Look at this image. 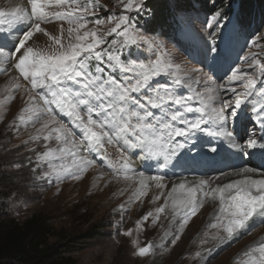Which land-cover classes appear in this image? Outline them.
Wrapping results in <instances>:
<instances>
[{"label": "rangeland", "instance_id": "1", "mask_svg": "<svg viewBox=\"0 0 264 264\" xmlns=\"http://www.w3.org/2000/svg\"><path fill=\"white\" fill-rule=\"evenodd\" d=\"M152 1L158 3L157 13L151 5ZM228 1L144 0L143 11L137 13L125 12L119 0H99V6L91 8L94 14L86 17L89 21L87 28L96 27L107 31L114 26L107 22L108 16L128 15L136 33L144 39L138 40L135 45L123 46L122 51L118 53L121 59L127 61L131 58L137 62L148 63L160 57L163 61L170 62L172 68L169 73L156 78L159 84L169 85L174 95L191 96L190 103L194 108L200 106L201 97L210 107H219L221 99L235 98L231 92L225 93L219 89L221 84H226V76L232 68L238 67L248 75H254L257 83L264 80V76H261L255 67H248L252 62L250 53L256 54V58L264 64V20L256 16V21H252L250 25H255V28L250 31L247 29L245 38H241L239 33L242 34V31H238V28L243 10L237 0ZM17 2L18 0H0V8L18 7ZM80 3L83 6V0H80ZM221 4L225 6L217 10L216 7ZM58 8L51 5L49 11H67V6ZM28 10L30 11V7ZM163 13L166 14L165 20H159ZM216 13L220 15L213 21L212 17ZM96 19H104L106 23L95 25ZM70 26L75 27L63 19L53 18L42 22L41 27L47 34L35 33L29 41V46L52 52L59 46L54 44L50 36L61 37L62 43L66 45L69 41ZM18 27L27 30L24 25ZM20 34L22 33L15 31L0 33V47L8 57L0 60V100L4 101L3 105H0V220L15 219L23 222L34 213L44 215L57 228L60 239L56 237L53 241L62 243L61 249H66L76 260V264H244L249 257L242 253L262 242L264 224L220 244L212 237L218 232L221 235L224 233L220 229L208 227L214 220L209 217V209L204 203L183 228V210L174 212L171 200L165 210L158 214L159 218L155 219L156 208L149 207L150 198L155 195H150L149 199L145 195L143 201L138 202L136 193L140 186L131 185L137 183L138 175L150 174L148 169L134 165V162L139 163L138 156L145 154L137 149L127 148L123 140H113L112 143L105 140L102 149L88 151L81 129L73 124L69 117L66 120L61 119L62 113L58 112L55 105H44L41 90H33L30 80H25L15 69L16 57L12 55L11 45ZM113 40L119 41L122 38L115 34L106 37V43L100 46L101 50L109 49ZM115 47L121 48V45L118 43ZM211 48H216L217 52L212 53ZM245 57L248 59H244ZM95 63L93 62V65ZM107 71L106 69V73ZM216 71H219V74L215 75ZM176 78L182 83L175 84ZM13 84H19L20 87L13 88ZM231 87H235L237 92L245 91L244 81H237ZM213 89L218 91L213 93ZM9 95L12 99H7ZM212 95H217L220 99L210 100ZM30 96L36 98L33 103L41 108L53 109L57 122L63 123L69 129L72 133L71 140L79 145L78 148H73L63 155L57 151L50 160L37 159L38 154L48 149L58 150L63 145L55 139V134L48 140L43 138L52 127L58 126V123L49 125V129L43 133L38 132L43 120L49 118L47 115L41 114L39 119L29 120V113H23L26 119L22 121L19 118L21 109L28 105ZM242 107L241 105L240 108ZM230 112L231 110H226L225 113L228 119L223 124L226 126H232L234 120ZM82 115H85L83 110ZM244 116L246 121L251 120L247 118V114ZM189 118H192V115ZM251 129L254 131L255 127L252 125ZM206 134L207 131L195 133L196 136ZM37 135H40L39 139H32ZM195 135L190 139L176 138V142L182 144L184 141L192 148L195 145L192 142ZM246 140L243 136L239 143L244 145ZM208 143L212 144L211 141ZM72 152L76 153V157H73ZM181 154L180 151L177 152L178 157L183 160L187 154L182 157ZM122 155L127 156L131 162L127 169L123 167ZM203 157L212 166L222 160L216 158L218 156L201 153L195 160ZM147 158L153 159L144 157ZM155 158L161 163L164 161L163 156ZM73 159H77L75 165L72 164ZM79 159L91 161L82 173L76 171V168L81 166ZM234 159L238 160V157L231 156L228 162ZM50 164L55 168L62 165L71 166L73 174H57ZM171 167L172 164H163L166 178L172 175ZM174 170L176 171V168ZM218 173L222 185L232 177L225 172ZM77 176L79 178H75ZM153 188L149 185L146 190ZM161 197L162 205L166 195ZM148 212H153V216L141 221ZM137 221H141L139 228ZM129 229L132 234L126 235ZM177 236L179 239H176ZM134 240L137 241L136 245L133 244ZM149 243L152 250L147 255L135 254L138 246L143 247ZM253 255L259 257L258 253Z\"/></svg>", "mask_w": 264, "mask_h": 264}, {"label": "snow or ice", "instance_id": "2", "mask_svg": "<svg viewBox=\"0 0 264 264\" xmlns=\"http://www.w3.org/2000/svg\"><path fill=\"white\" fill-rule=\"evenodd\" d=\"M27 2L30 11L22 6L11 9L0 8V33L5 31L22 33L16 36L11 45L12 55L16 57L15 69L25 80H30L33 90H41L44 105H55L59 113L69 117L71 122L81 129L88 151L102 149L105 140L108 143H112L113 140H123L127 148L139 149L147 157L163 156L167 163L170 157L176 154V149L184 146L176 142V138H187L196 132L206 131L209 123L219 128L217 135L224 134L231 138V133L226 132L223 127V123L228 119L226 110H231L230 115L233 118L237 115L234 109L240 108L253 95V89L257 84L254 75H248L238 67L232 68L230 74L226 76V84H221L219 89L224 90L225 93L231 92L235 97L234 100L221 99L219 107H210L201 97L200 106L194 108L190 103L191 96L174 95L169 85H161L156 80L161 75L169 73L172 68L170 62H165L160 57L148 63L137 62L131 58L127 61L121 59L118 53L122 51L123 46L135 45L138 40L144 39L136 33L132 19L128 15L108 16L107 22L114 26L103 31L96 27L87 28L89 21L86 17L94 14L91 8L99 6V0H83V6L80 0H27ZM119 3L122 4L125 12L143 11L144 0H119ZM73 4L76 6L72 7ZM51 5L67 6V11H49ZM219 15L220 13H216L212 20L215 21ZM53 18L67 20L69 25H75L68 28V43L63 44L61 37L50 36L54 44L59 46L52 52L29 46V41L33 39L35 33L47 34L41 23ZM105 23L104 19L94 21L95 25ZM19 25H24L27 30L18 27ZM112 34L121 37L122 40H113L109 49L101 50L100 46L106 43V37ZM118 43L121 48L115 47ZM210 51L216 53L217 49L211 48ZM249 55L252 62L248 67H255L257 72L264 76V64L256 58V54ZM7 58L3 48L0 47V60ZM93 62H96L95 65ZM102 64L105 66L102 67ZM237 81H244L245 91L237 92L235 87H231ZM174 83L179 85L182 81L176 78ZM12 87L18 88L20 85L13 84ZM217 91V89L212 90L213 93ZM7 99H12V96L9 95ZM35 99L33 96L29 97V103L21 109L19 118L22 121L26 119L23 113H29L27 117L29 120L39 119L41 114L47 115L49 119L44 120L38 130L39 133H43L49 129V125L58 122L53 109L41 108L33 103ZM209 99L220 98L212 95ZM3 103L4 101L0 100V105ZM82 110L86 118L82 115ZM256 110L254 107L253 111ZM259 112H264V106L259 108ZM190 115L192 118H189ZM260 119L264 128V116ZM53 134L63 147L58 150L48 149L38 154L37 159L50 160L57 151L63 155L79 147L71 140L72 133L63 123L52 127L43 136L44 140L52 138ZM39 138L40 135L32 137V139ZM257 145L256 139L248 138L244 145L233 143L232 147L240 149L247 156L249 153L243 151L245 146L254 149ZM212 151H215V148ZM72 155L76 157L75 152H72ZM77 159H73V165L77 163ZM121 159L125 169L131 166L127 156L122 155ZM90 163L91 161L79 159L81 166L77 167L76 171L82 173ZM50 167L53 166L50 164ZM53 171L57 174H73L71 166L53 167ZM254 171L255 169L247 167L241 168L237 174L242 178L223 185L213 186L212 181L208 179H200L190 185L186 182L173 184L171 191L166 193L164 204L154 210L157 214L155 219L159 218L158 214L165 210V206L171 200L174 212L183 210L181 225L183 228L188 219L196 214L198 207L203 206L201 195L218 199V212L214 222L208 227L220 229L224 233L221 235L218 232L212 239L220 244L227 243L241 233L264 224V178L256 179L247 175ZM163 179L159 175L142 176L136 198L146 195L148 181L155 182L157 188L163 189L165 187L162 183ZM150 216H153V212L146 213L141 221H146ZM141 221L136 222L137 228L140 227ZM131 234L132 230L129 229L126 235ZM176 239H179V236ZM133 244L136 245L137 241L134 240ZM151 250L152 245L149 243L143 247L138 246L135 254L144 256ZM208 251L210 252L211 249ZM254 253H258L259 257L253 255ZM242 255L249 257L244 264H264V242L249 247Z\"/></svg>", "mask_w": 264, "mask_h": 264}, {"label": "bare ground", "instance_id": "3", "mask_svg": "<svg viewBox=\"0 0 264 264\" xmlns=\"http://www.w3.org/2000/svg\"><path fill=\"white\" fill-rule=\"evenodd\" d=\"M5 3L7 2L5 1ZM17 3H19L18 6H22L25 8L30 7L27 0H18ZM260 83L261 82L258 81L255 88L253 89V95L250 96L252 98V102L249 105H245L242 108L235 110L237 115L233 118L234 120L232 119L233 120L232 126H226L223 124V127L226 130V132L231 133V138H229L224 134L217 135L216 133L219 132V128L214 124H208L206 130L207 131L206 136H202V135L196 136L195 133L193 134L195 135V137L192 139V142H194L195 145L192 148L189 147L190 144H186V142H184L183 139H180L181 141H183L182 144H184L185 146L176 149V156H171L170 159L168 160L169 163L167 162V164H172L173 167L175 166L174 169L176 168V171H174V174H172L171 177L166 178V176L164 175V171L159 168L161 165L159 164L158 161L153 159L154 162H151V160H148L146 162V159H144L145 155L138 156L139 163L134 162V165L142 166L144 169H148L150 171V174L138 175L139 177L137 179V183L131 185L135 187L140 186L139 181L142 176L151 177L154 175H159L164 178L162 183L165 185V187L163 189L157 188L155 182L148 181V184L153 186L154 188L146 190L147 198L150 195H155L154 197H159V199H154L151 196L150 198L151 202L149 204V207L158 208L161 205V201H162L161 196L164 194L166 195L167 192L171 191L173 184L186 182L187 185H190L194 182H198L200 179H208L212 181L213 186H215L216 184L222 185L221 180L217 179L219 178V176H217L219 174L218 172H222V173L225 172L227 173V175L232 176L231 179L225 181L224 184L242 178L237 173L239 172V169L245 167L251 169L255 168L254 172L248 173L247 175H250L256 179L264 178V147L261 146L264 145V138H262V136H264V128H262L261 126L262 121L260 119L262 115L264 116V112H259V108L261 106H264V83L262 84ZM254 107L257 109L256 111H253ZM244 114H247V118H251V120L246 121ZM44 120L42 124L44 123ZM252 125L255 127L254 131H252L251 129ZM243 136H245L247 139L254 138L258 141V145L256 148L254 149H248L247 147L245 148L244 151L249 153V155L247 156H245L243 152L240 151V149L232 147L233 143L240 144L239 140ZM190 137L187 138L190 139ZM209 141H211L212 144H209L208 143ZM213 148H215V151H212ZM137 151L141 152V150L139 149H137ZM179 151L180 154L181 152H183L181 154V157L183 154H187V156L183 157V160H181L177 155V152ZM207 151L208 153H206ZM141 153L144 154L143 152ZM200 153L208 154L210 156H218L216 158L222 160L219 161L218 164H216L214 167L209 163H207V161L204 158L205 155L202 159L198 158L197 160H195V157L200 156ZM231 156L238 157V160L234 159L228 162L229 161L228 158ZM109 159L111 160V158ZM243 163H245L244 166L242 165ZM236 167H239V169ZM234 168H236V170H234ZM117 191H120V189H117ZM144 196L145 195L140 196L137 201L138 202L140 200L143 201ZM200 199L203 200V203L206 204L207 208L209 209L208 210L209 217L215 220L214 217L216 216L219 209V200L213 198H204L202 195L200 196ZM198 216L199 215L197 214L196 217ZM261 240L262 242H264V238L263 239L261 238Z\"/></svg>", "mask_w": 264, "mask_h": 264}, {"label": "trees", "instance_id": "4", "mask_svg": "<svg viewBox=\"0 0 264 264\" xmlns=\"http://www.w3.org/2000/svg\"><path fill=\"white\" fill-rule=\"evenodd\" d=\"M237 1L243 10L238 28L242 34L239 33V36L245 38V31L255 28V25H250L252 21H256V16L264 20V0ZM151 5L157 13L158 3L152 1ZM223 6L225 5L221 4L216 9L220 10ZM161 16L159 20H165L166 14ZM56 229L39 213L32 214L23 222L15 219L0 220V264H76L67 250L61 249L62 243L53 241L56 237L60 239Z\"/></svg>", "mask_w": 264, "mask_h": 264}]
</instances>
